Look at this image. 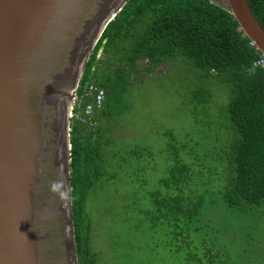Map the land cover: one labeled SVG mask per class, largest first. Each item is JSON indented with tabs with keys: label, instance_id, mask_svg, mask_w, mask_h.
Masks as SVG:
<instances>
[{
	"label": "trees",
	"instance_id": "1",
	"mask_svg": "<svg viewBox=\"0 0 264 264\" xmlns=\"http://www.w3.org/2000/svg\"><path fill=\"white\" fill-rule=\"evenodd\" d=\"M247 2L264 28V0ZM249 41L238 30L231 12L210 0H127L107 23L84 65L77 89L80 94L89 80L104 88V103L96 117L98 125L91 130L75 118L69 121L72 219L78 264H92L88 249L90 224L87 217L82 220L84 200L97 182L113 175L104 164L108 140L106 126L101 125L105 120L103 108L115 97L123 72L138 71L143 59L149 66L168 61L196 69L189 98L201 105L212 98L211 86L225 87L228 100L221 104L217 116L230 138L224 143L225 177L218 192L226 207L264 217V68L252 67L259 51ZM99 50L101 57H97ZM108 66L112 69L107 70ZM116 159L120 161L118 152ZM163 182L167 196L154 200L150 215L168 226L174 237L181 235L188 243L191 231L202 229L200 219L210 202L206 203L203 191L198 189L189 163L169 166ZM240 250L254 249L242 245ZM201 260L194 264H243L240 257L220 258L219 250H213L211 245L204 246Z\"/></svg>",
	"mask_w": 264,
	"mask_h": 264
},
{
	"label": "rangeland",
	"instance_id": "2",
	"mask_svg": "<svg viewBox=\"0 0 264 264\" xmlns=\"http://www.w3.org/2000/svg\"><path fill=\"white\" fill-rule=\"evenodd\" d=\"M138 65L136 72H123L115 97L103 108L104 164L113 175L97 182L83 204L92 264L202 263L207 245L219 250L220 258L264 264V217L226 207L218 192L230 135L217 114L228 100L227 90L211 86L212 98L201 105L189 98L196 69L168 61L149 66L146 59ZM180 162L191 165L198 189L210 202L200 219L202 229L191 231L188 243L150 215L154 200L167 196L168 167ZM242 245L254 250L241 251Z\"/></svg>",
	"mask_w": 264,
	"mask_h": 264
},
{
	"label": "water",
	"instance_id": "3",
	"mask_svg": "<svg viewBox=\"0 0 264 264\" xmlns=\"http://www.w3.org/2000/svg\"><path fill=\"white\" fill-rule=\"evenodd\" d=\"M127 0H0V264H78L68 108L84 65ZM231 12L264 54L247 0ZM62 181V200L50 191Z\"/></svg>",
	"mask_w": 264,
	"mask_h": 264
},
{
	"label": "built area",
	"instance_id": "4",
	"mask_svg": "<svg viewBox=\"0 0 264 264\" xmlns=\"http://www.w3.org/2000/svg\"><path fill=\"white\" fill-rule=\"evenodd\" d=\"M249 45L254 47L252 41H249ZM251 64L253 68H264V54L259 52ZM78 86L79 82L73 92L68 108L69 120L75 118L79 122L84 123L88 129L94 130L98 125L96 117L104 103L105 90L92 80H89L83 86L80 94L77 93Z\"/></svg>",
	"mask_w": 264,
	"mask_h": 264
},
{
	"label": "clouds",
	"instance_id": "5",
	"mask_svg": "<svg viewBox=\"0 0 264 264\" xmlns=\"http://www.w3.org/2000/svg\"><path fill=\"white\" fill-rule=\"evenodd\" d=\"M63 182L62 181H53L50 186V191L57 194L60 199L65 200L68 198V192L62 191Z\"/></svg>",
	"mask_w": 264,
	"mask_h": 264
},
{
	"label": "bare ground",
	"instance_id": "6",
	"mask_svg": "<svg viewBox=\"0 0 264 264\" xmlns=\"http://www.w3.org/2000/svg\"><path fill=\"white\" fill-rule=\"evenodd\" d=\"M67 113H68V111H67Z\"/></svg>",
	"mask_w": 264,
	"mask_h": 264
}]
</instances>
